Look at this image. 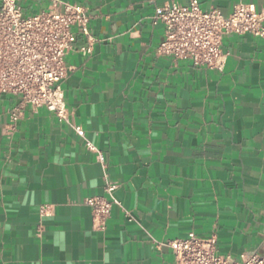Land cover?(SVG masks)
Returning a JSON list of instances; mask_svg holds the SVG:
<instances>
[{"label": "crops", "instance_id": "obj_1", "mask_svg": "<svg viewBox=\"0 0 264 264\" xmlns=\"http://www.w3.org/2000/svg\"><path fill=\"white\" fill-rule=\"evenodd\" d=\"M70 1L96 38L66 55L71 122L0 96V264H174L168 240L191 230L223 253L264 252V38L224 34L218 70L158 52L164 25L150 16L172 0ZM199 1L228 14L238 0ZM107 178L121 205L99 230L85 198L107 195Z\"/></svg>", "mask_w": 264, "mask_h": 264}, {"label": "built area", "instance_id": "obj_2", "mask_svg": "<svg viewBox=\"0 0 264 264\" xmlns=\"http://www.w3.org/2000/svg\"><path fill=\"white\" fill-rule=\"evenodd\" d=\"M26 1L0 0V96L18 94L22 104L46 106L59 120L71 122L62 84L69 72L66 55L73 50H93L96 38L91 32V14L86 5L70 0H47L46 7L29 12ZM150 18L153 24L164 25L159 53L218 70L224 69L228 57L222 48L224 34L252 33L264 38V9L244 0L236 1L228 14L216 6L204 9L199 0H172L157 6ZM80 35L87 41L77 46ZM17 117L18 112H13L12 119ZM74 128L105 164V151L86 135L82 125L74 124ZM117 187L116 181L107 178V195L85 198L92 207L95 229H106L113 205H121ZM46 208L43 205L41 210ZM125 213L132 218L129 210ZM168 244L174 264H264V252L259 250H244L238 256L220 252L214 234L204 236L191 230L186 236L170 238Z\"/></svg>", "mask_w": 264, "mask_h": 264}]
</instances>
